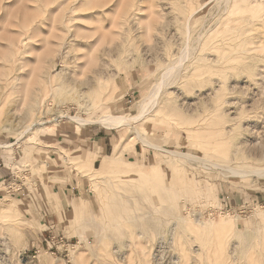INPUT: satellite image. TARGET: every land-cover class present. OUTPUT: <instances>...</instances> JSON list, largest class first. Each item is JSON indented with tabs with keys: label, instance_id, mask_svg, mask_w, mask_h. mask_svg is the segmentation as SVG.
Wrapping results in <instances>:
<instances>
[{
	"label": "rangeland",
	"instance_id": "1",
	"mask_svg": "<svg viewBox=\"0 0 264 264\" xmlns=\"http://www.w3.org/2000/svg\"><path fill=\"white\" fill-rule=\"evenodd\" d=\"M186 1L0 0V264L263 262L264 0ZM185 43L140 120H71L135 114Z\"/></svg>",
	"mask_w": 264,
	"mask_h": 264
},
{
	"label": "bare ground",
	"instance_id": "2",
	"mask_svg": "<svg viewBox=\"0 0 264 264\" xmlns=\"http://www.w3.org/2000/svg\"><path fill=\"white\" fill-rule=\"evenodd\" d=\"M207 1H206V3H207ZM206 3H202L201 5H198L194 9H192V10H190V11L185 13V16H184L183 20H184V26H185L186 33L189 31L190 25L193 24V21H191L193 15L197 11H199L202 8V6H204V4H206ZM219 3L224 5L225 9H227L229 0H219ZM236 10L239 11L240 9L237 8ZM187 34H189V33H187ZM180 51L181 52H179L178 57L175 60H173V62H171L168 65H166V67L161 72L160 78L157 81H155V82L153 81L154 83L151 84V86L149 87L147 93H145L138 100V102H137L138 110L136 111L135 114H133V115H130V114H116V115L103 114V115L99 116L98 118H96L95 120H88V119H85V118H82V117L73 116L71 118V120L73 122H75L76 124H80V125L85 124V123L97 122L99 124H102L105 128H108V129L109 128L110 129L111 128L114 129V128L122 127L124 125H130V124L140 120L143 116L147 115V113H149L154 107H156V105L158 103V97L160 95L162 87L167 84L168 80L181 68V66H182L183 62L185 61V59L188 58L189 53H190V48H189L188 43H185ZM30 128H31L30 126L27 127L28 130ZM25 129H26V127H25ZM25 129H24V131H25ZM23 132L21 134H23ZM136 136L138 137V139H140L143 142V138L141 137L140 134L136 133ZM126 145H127V143H125V144H123L121 146L119 155L123 153V150L125 148H127ZM147 145L152 146L154 148L157 147L156 145H152V144H149V143H147ZM158 148L159 147H157V149ZM124 207H125V204H124ZM6 220L7 219L4 216H2V217L0 216V222L1 223H4ZM159 241H160V239H159ZM1 242H2V239H1ZM1 244L3 245V243H1ZM4 245H6V244H4ZM231 247L232 248L229 251V253L232 255V257H234V254L237 252V249H236L235 246H231ZM5 248H6V246H5ZM251 252L248 255V259L246 261L244 260L245 264H263L264 263V260H263V262L259 260V258L262 257L261 254H258V255H261V256L256 257V255L251 254ZM39 259H40V262L42 264H53V262L50 261L45 255H42V254L39 255ZM239 260H240V258H239Z\"/></svg>",
	"mask_w": 264,
	"mask_h": 264
},
{
	"label": "crops",
	"instance_id": "3",
	"mask_svg": "<svg viewBox=\"0 0 264 264\" xmlns=\"http://www.w3.org/2000/svg\"><path fill=\"white\" fill-rule=\"evenodd\" d=\"M112 134V132H103L101 134L91 130V132L85 135V138H79V136L71 137L72 140L69 143L77 145V147L72 148V150L78 151V155L84 157L85 155H91L97 148L98 152L101 153L106 147V141L107 143H112V141L115 140V137ZM57 183L58 188L55 193L60 200L63 197L64 199H68L71 198L72 195L75 196V188L78 186V180L75 177L71 175L63 176L60 179H57Z\"/></svg>",
	"mask_w": 264,
	"mask_h": 264
}]
</instances>
